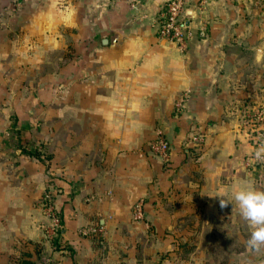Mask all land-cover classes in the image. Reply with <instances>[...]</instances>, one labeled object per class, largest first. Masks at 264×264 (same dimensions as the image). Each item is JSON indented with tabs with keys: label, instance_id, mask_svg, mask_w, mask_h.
Listing matches in <instances>:
<instances>
[{
	"label": "crops",
	"instance_id": "1",
	"mask_svg": "<svg viewBox=\"0 0 264 264\" xmlns=\"http://www.w3.org/2000/svg\"><path fill=\"white\" fill-rule=\"evenodd\" d=\"M168 1L0 0V264H174L161 254L183 233L260 255L245 247L249 228L235 204L221 209L209 195L243 182L264 190V164L247 166L254 147L241 122L246 105H264V27L248 16L231 28L211 11L205 36L192 20L184 51L159 38ZM43 63L44 162L3 135L24 113L17 70ZM159 134L167 163L152 149ZM48 189L59 248L46 235Z\"/></svg>",
	"mask_w": 264,
	"mask_h": 264
},
{
	"label": "rangeland",
	"instance_id": "2",
	"mask_svg": "<svg viewBox=\"0 0 264 264\" xmlns=\"http://www.w3.org/2000/svg\"><path fill=\"white\" fill-rule=\"evenodd\" d=\"M213 11L219 12L227 16V26L234 27L238 21L234 18L251 16L254 18V24L258 28L264 26V0H209L205 5H199L196 7V18L194 21L198 25V29H208V14ZM248 24V23H247ZM49 69L55 70V61L53 65H48ZM44 63L41 64V68H31L17 70V82L16 90L18 92V99L15 102V108L17 111L24 112L22 116H11L8 121L6 117H2L3 121H7L10 124L16 125V130L13 132H6L4 139H8L11 142L14 141L15 146L24 151L31 150L39 154V159L49 161L51 154L49 149L44 146ZM56 85L45 88L49 89V93L55 94ZM13 101L10 102L13 106ZM9 102H2V107H5ZM42 113L38 117L28 115L26 110L32 109ZM7 123V124H8ZM26 148V149H25ZM44 195L42 197V208L44 212ZM181 232H183L181 230ZM57 237L50 241L54 242ZM243 247L224 244H205L198 245L185 241L184 233L179 235L176 242L169 246V251H162L161 260L167 261L168 258H173L174 264H264L263 259H259L258 255L256 260H248L243 258V255H239ZM166 250V249H164ZM171 254V256H169ZM240 257H242L240 259ZM247 257V255H245Z\"/></svg>",
	"mask_w": 264,
	"mask_h": 264
},
{
	"label": "built area",
	"instance_id": "3",
	"mask_svg": "<svg viewBox=\"0 0 264 264\" xmlns=\"http://www.w3.org/2000/svg\"><path fill=\"white\" fill-rule=\"evenodd\" d=\"M209 0H169L160 15L159 38L178 45L182 50H187L189 43L194 38V27H187L184 23L186 10L191 6L205 5ZM200 35L205 36V30L200 28ZM183 103L179 102L177 107L181 109ZM243 128L247 131L254 150L264 143V105L249 104L245 106L241 117ZM200 143L202 137H193ZM152 149L164 162L171 160V148L168 140L163 134H159L152 143ZM264 163L253 162L252 157L247 161V166L256 168ZM44 211L48 218L46 235L48 239H55L61 228L60 211L55 201V192L48 189L44 194ZM145 218L144 203L138 202L134 206V219L142 221ZM84 236L96 233L95 229L85 228L81 231Z\"/></svg>",
	"mask_w": 264,
	"mask_h": 264
},
{
	"label": "clouds",
	"instance_id": "4",
	"mask_svg": "<svg viewBox=\"0 0 264 264\" xmlns=\"http://www.w3.org/2000/svg\"><path fill=\"white\" fill-rule=\"evenodd\" d=\"M252 160L264 163V143L254 150ZM209 196L219 198L221 209L235 204L249 228L246 249L250 253L264 255V190H258L251 182H243L230 189L220 188Z\"/></svg>",
	"mask_w": 264,
	"mask_h": 264
},
{
	"label": "water",
	"instance_id": "5",
	"mask_svg": "<svg viewBox=\"0 0 264 264\" xmlns=\"http://www.w3.org/2000/svg\"><path fill=\"white\" fill-rule=\"evenodd\" d=\"M196 18V7L195 5H191L187 10L184 17L185 25L190 27L192 24V20Z\"/></svg>",
	"mask_w": 264,
	"mask_h": 264
},
{
	"label": "trees",
	"instance_id": "6",
	"mask_svg": "<svg viewBox=\"0 0 264 264\" xmlns=\"http://www.w3.org/2000/svg\"><path fill=\"white\" fill-rule=\"evenodd\" d=\"M24 152H25L26 154L30 155V156H33V155H34V157H36V158H40V157H39V154L36 153V152H32V151H29V150H24ZM60 234H61V229H60V231H59V233H58V237H57V239L54 241V245H55L57 248L60 247V244H59V237H60Z\"/></svg>",
	"mask_w": 264,
	"mask_h": 264
}]
</instances>
